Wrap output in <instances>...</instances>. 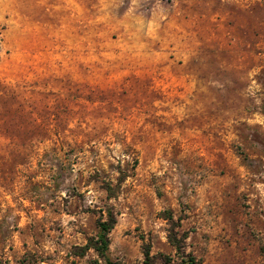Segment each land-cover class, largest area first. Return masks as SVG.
<instances>
[{
    "label": "rangeland",
    "instance_id": "obj_1",
    "mask_svg": "<svg viewBox=\"0 0 264 264\" xmlns=\"http://www.w3.org/2000/svg\"><path fill=\"white\" fill-rule=\"evenodd\" d=\"M110 207L115 261L264 264V0H0V264Z\"/></svg>",
    "mask_w": 264,
    "mask_h": 264
},
{
    "label": "trees",
    "instance_id": "obj_2",
    "mask_svg": "<svg viewBox=\"0 0 264 264\" xmlns=\"http://www.w3.org/2000/svg\"><path fill=\"white\" fill-rule=\"evenodd\" d=\"M122 179L123 178H120L117 184H113L111 179L103 180L105 183L104 188L106 189L109 197L117 196L120 184L123 181ZM106 212V217L104 216V214H102V216L98 219L99 231L97 233V236L89 241L88 246L94 248L98 252V254L103 257V259L105 260V264H127L113 260L108 254L110 246L109 234L117 222V217L116 212L112 209V207L108 208ZM175 246L179 248L178 244H175ZM145 254L146 260L144 264H150L149 251H146ZM185 264L200 263L194 256H190L187 260H185Z\"/></svg>",
    "mask_w": 264,
    "mask_h": 264
}]
</instances>
